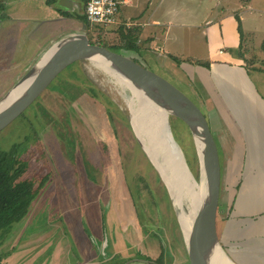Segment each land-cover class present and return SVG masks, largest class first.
<instances>
[{"label":"rangeland","instance_id":"obj_1","mask_svg":"<svg viewBox=\"0 0 264 264\" xmlns=\"http://www.w3.org/2000/svg\"><path fill=\"white\" fill-rule=\"evenodd\" d=\"M142 1V6L129 7L127 15H131V19L121 16L119 23L123 24L126 33L129 28L142 29V54L130 52L129 55L177 85L208 116L224 170L218 227L222 246L236 264H262L254 256L253 241L249 247L246 246L247 253L240 262L243 254H240L238 226L229 224L234 217L231 210H236L234 205L242 155H248L247 168L253 171L254 167L255 149L250 143L255 139L253 110L248 109V103L238 89L231 88L225 81L212 85L207 92L202 87L205 80L193 66L196 62L177 65L167 54L159 57L154 52H159L156 43L163 45L167 39L165 36L169 35L167 41L170 44L164 49L175 53L185 45L189 51L187 58L206 62L208 46L202 30L213 17L236 11L239 16L241 13L244 15L242 30L246 46L242 47V51L251 53V57L254 54L258 57L257 52L261 51L264 40V0ZM157 1L162 4L157 5ZM31 4L20 0L13 6L0 4V9L7 14L12 7L14 12L10 15L23 16L31 15L39 5H45ZM153 18L161 21L166 33L156 39L155 44L152 41L157 37V31L153 29ZM119 24L110 28L89 25L83 32L94 43L115 46L122 43ZM192 24H200L202 28H191ZM57 29L41 40V43L46 42L43 47L41 45L42 48L49 49L60 36L71 34L66 31L68 29L59 34ZM189 31L193 32L192 44L186 34ZM31 41L40 42V39L25 35L10 51L5 52L1 50L4 51L6 43L0 44V100L23 75L25 67H31L44 51L39 47L41 51L38 53V45L34 46ZM257 73L261 77L264 72L251 67L247 75L255 85H258ZM181 76L183 81L178 82L179 85L176 81H180ZM252 82L248 84H252L250 86L254 89ZM130 97L129 89L95 66L93 61L81 60L63 71L25 114L0 132V149L8 151L12 145L27 141L18 152V156L29 162L24 178H46L36 197L38 199L42 194L40 199L36 201L35 198L31 210L29 208L30 224L25 235L16 241L26 216L13 225L0 243V264H12L14 254L22 247L25 249L22 252L28 254L25 264L30 259L29 255L35 253L34 250L39 251V256L33 264H42L45 259L51 258L53 242L66 244L67 263L81 264L84 257L77 242L84 233L93 241L92 247L99 254L94 264L189 262L178 208L133 128ZM250 108L255 107L252 105ZM168 118L176 145L190 172L200 182L201 165L195 138L183 121L169 113ZM150 144L171 176L173 162L170 153L164 146H157L156 142ZM187 195L184 207L187 213H191ZM34 204L37 205L35 208ZM31 244L35 249H30ZM244 245L243 241L241 249L245 248ZM111 255H114L112 260Z\"/></svg>","mask_w":264,"mask_h":264},{"label":"crops","instance_id":"obj_2","mask_svg":"<svg viewBox=\"0 0 264 264\" xmlns=\"http://www.w3.org/2000/svg\"><path fill=\"white\" fill-rule=\"evenodd\" d=\"M18 1L20 0H0V4L12 5L16 4ZM22 1H24V4L26 2L32 5L31 3L35 2L37 3V6L38 3H42L45 5H39L40 7L38 6L34 8L31 15L23 16L10 15L9 13L14 12L13 9H11L12 7L9 10L10 12H8L7 14L6 11H2L0 9V44L2 42L6 43V45H4V51L1 50V52L10 51L15 43L17 44L22 39V37L26 35L27 38L31 37L38 38V40L40 39V42H30L34 46L38 45L36 47L38 53L41 50H44L39 54L38 58H40L48 50L47 48H42L43 43L46 44V42L44 40V42L41 43V40L52 35V32L55 28H58L57 31L59 32V34H63L66 29H68L66 31L69 33L83 32L86 30V0L66 1L67 7H63L61 5V0H52L50 1V3L48 2V0ZM156 4L160 5L162 3L161 1H157ZM131 5L142 6L144 5V2L142 0H127L121 12V16L123 19H131V15H127V12L129 11V7ZM235 12L220 14L217 18L213 17L210 21L207 22V25L205 26L206 28L202 30V34L206 37L208 46V57L205 60L210 63L209 68L197 64V61H201V59L193 60L187 58V54H189V51L185 48V45L183 49H178L177 51H175V53L170 51V49L168 48V51L164 49V47L169 46L170 43L167 40L170 39V37L169 35L167 36L166 33H164V28H162L161 26L162 23L157 18L152 19L154 23L153 29L157 31V35H155L157 37L152 41V43L155 44V40L159 39L164 33V35H166L165 38L167 39L163 45L161 43H156L159 52H154V54H157L159 57H164L165 54H167L168 58H171L170 56L174 55L183 60H186L184 62H196V64H194L193 66L196 67V71L199 72L201 78L205 80V83H202V87L204 86L207 92L210 91L209 88L212 87V85L215 86L217 82L219 84V82L225 81L226 83H228V85H230L231 88L235 87L236 89H238L244 101L248 103V109L253 110L256 121L254 129L255 139L250 140V143L253 145L251 147L255 149L253 158L254 167L253 171L249 170L247 168L248 155L246 153L244 156L242 155L241 161L239 162L240 168L238 173V176H240V181L238 186L237 199H235L236 204L234 205V208L236 210H231V215H234V217L230 219L229 224H235L238 226L237 228L239 233L238 238L240 240V254H243L240 256V262H242L244 255L247 253L246 246L249 247L253 241V246L255 249L254 256L259 260V262L264 264V76H262V74L264 73H261V77L257 73L258 78L256 79V81L258 85H255L254 82L251 81L254 84V89H252L250 86L252 84H248V82H251L247 77L248 70H250L251 67L264 72V50L261 49L260 52H257L258 57L256 56V54H254L252 56L254 58L250 56L251 53H246L245 50H243L244 54L242 56L239 55L240 50L238 48L241 44L242 37L238 30L239 24L236 18V15L238 14ZM243 16L244 15L241 13V21H243ZM190 27L195 29L202 28L200 24H192ZM186 34L190 38V44H192L193 32L189 31L186 32ZM64 36L65 35L63 34L57 40ZM242 46H246L244 40ZM39 47L42 48L40 51ZM29 66L30 65H27V67H25V71L22 73L23 75L28 71V69L30 68ZM230 75H234L235 77L231 78ZM181 77L182 78L180 81H176L179 85L180 83L178 82L183 81V76ZM244 79L247 82H245ZM252 105L255 108H250V106ZM221 107H223V105ZM243 147L248 148V145H244ZM40 197H38L36 201H38ZM36 201L34 202L35 204ZM36 206L37 205L33 207L35 208ZM29 224L30 216L26 217L24 225H21L22 227L21 229H19L16 241L21 240V238L25 235L28 230ZM243 241L245 243V248L241 249V246L243 247ZM31 242H33V240H31ZM77 244L78 246H80L81 256L84 257L83 261H80V263H96V259L97 257H99V254L96 253V250L93 249L92 245L94 246V244L89 236L83 234L82 237L81 234V239L77 242ZM52 246H54L52 264H63L64 261L61 258L65 256L64 254L66 253V251L64 249L66 247V244H64L63 242L54 244L53 242ZM33 247L34 246L32 245L30 249H32ZM24 250L25 249L22 247L20 250H17L18 252L15 253L19 254L17 256L14 255L16 256L14 258L15 264H25V258L28 257V254L25 255V253L22 252ZM113 256L114 255L110 256L111 260L113 259ZM34 260V258H28L26 264H33Z\"/></svg>","mask_w":264,"mask_h":264},{"label":"water","instance_id":"obj_3","mask_svg":"<svg viewBox=\"0 0 264 264\" xmlns=\"http://www.w3.org/2000/svg\"><path fill=\"white\" fill-rule=\"evenodd\" d=\"M66 1L70 0H61L63 7H67ZM52 48L54 50L47 56ZM94 58L107 61L169 115L183 121L195 141L199 140L202 143V167L207 195L194 217L190 239L186 241L189 255V262L186 264H218L221 262L220 258H215L218 247H221L228 258L234 262L222 246L218 232L224 170L217 139L208 116L177 85L130 55L91 42L85 32H74L60 38L0 100L1 106L13 94L10 101L0 107V132L25 114L69 66L81 60L92 61ZM27 81V85L20 92L15 93ZM196 144L198 148V143ZM162 166L164 164H161V168ZM164 173L169 176L166 166H164Z\"/></svg>","mask_w":264,"mask_h":264},{"label":"bare ground","instance_id":"obj_4","mask_svg":"<svg viewBox=\"0 0 264 264\" xmlns=\"http://www.w3.org/2000/svg\"><path fill=\"white\" fill-rule=\"evenodd\" d=\"M54 48L50 50L47 56L51 54ZM92 61L95 66L112 76L121 86L130 90L131 97L129 105L132 112L131 121L133 128L137 133L144 150L155 164L160 174L163 176V180L173 196L180 214L179 219L185 239L188 241V239H190L194 217L201 208L207 195L205 174L202 167V143L199 140L196 142L198 143V154L201 165V180L198 182L190 172L185 160L183 159L182 152L176 145L174 136L170 131V122L167 111L158 106L141 89L135 87L107 61L102 58H94ZM27 83L28 81L21 85L15 93L20 92L27 85ZM12 96L13 94L8 97L2 105L7 104ZM2 105L0 107H2ZM151 142H156L157 146H159V144L164 146L170 153L173 162L171 176H166L164 173V166L161 168V164L163 163L157 158L158 153L156 149L151 146ZM187 193V196L189 197L188 206L192 211L191 213H187L184 207V197H186L185 195ZM216 257L221 260L218 264H236L228 258L221 247L217 248L215 253V258Z\"/></svg>","mask_w":264,"mask_h":264},{"label":"trees","instance_id":"obj_5","mask_svg":"<svg viewBox=\"0 0 264 264\" xmlns=\"http://www.w3.org/2000/svg\"><path fill=\"white\" fill-rule=\"evenodd\" d=\"M50 1L52 0H48L49 3ZM87 1L88 0H86V2ZM236 18L239 24L238 30L242 37L241 44L238 48L240 50L239 55L242 56L244 54L242 51L244 36L242 21L239 15H236ZM85 21L87 26L86 28H88L89 25L95 28H104L92 24L87 17H85ZM122 25L123 24H119L122 43L115 46H103L115 51L124 52L128 55L130 52H135L141 55L143 50L140 43V34L142 29L140 27H133L129 28L126 33L123 31L124 26ZM90 41L93 42L91 39ZM262 49L264 50V41L262 43ZM170 57L178 64L186 61L174 55H171ZM197 64L208 68L210 67V63L207 61L202 62L198 60ZM26 139H29V137H26ZM24 142L25 143L22 144H26L27 141L25 140ZM22 144L16 143L12 145L8 151L0 149V243L10 232L13 225L21 221V219L28 214L32 202L37 197L46 180V178L39 180L36 178H24V174L27 172L29 167V162L25 160L23 156H18L19 148ZM162 259L163 257L160 258V260Z\"/></svg>","mask_w":264,"mask_h":264},{"label":"built area","instance_id":"obj_6","mask_svg":"<svg viewBox=\"0 0 264 264\" xmlns=\"http://www.w3.org/2000/svg\"><path fill=\"white\" fill-rule=\"evenodd\" d=\"M126 0H88L85 15L94 25L112 27L121 23L122 7Z\"/></svg>","mask_w":264,"mask_h":264},{"label":"flooded vegetation","instance_id":"obj_7","mask_svg":"<svg viewBox=\"0 0 264 264\" xmlns=\"http://www.w3.org/2000/svg\"><path fill=\"white\" fill-rule=\"evenodd\" d=\"M37 199V198H36ZM30 210H31V208H30ZM31 213V212H30ZM30 213L28 212V214L26 215V217H28V216H30ZM26 217H25V219H26ZM83 233H84V231H83ZM76 235V234H75ZM84 235H86L85 233H84ZM76 237H77V235H76ZM54 247V246H53ZM31 248V247H30ZM52 248V247H51ZM51 248H49V249H51ZM66 248H67V246L65 247V251H66V253L64 254L65 256L64 257H62L61 259L64 261V263L63 264H69L70 263V261L67 263V260H68V252H67V250H66ZM32 249H35V246L32 248ZM53 250H54V248H52V251H50L51 252V255H50V259H45V261H43L42 262V264H52L53 262H52V259H53V255H54V252H53ZM164 250V249H163ZM33 251V250H32ZM35 251V253H31L30 255H29V257L30 258H34V259H36L39 255L38 254H36V253H39V251L38 250H34ZM14 255H19V254H14ZM16 256H14L13 257V259L11 260L12 262V264H15V260H14V258L16 257ZM151 259V258H150ZM35 261V260H34ZM33 261V262H34ZM156 262V261H155ZM137 263H139V264H147L146 263V261H139V262H137Z\"/></svg>","mask_w":264,"mask_h":264}]
</instances>
